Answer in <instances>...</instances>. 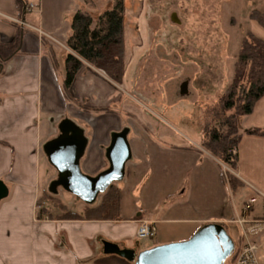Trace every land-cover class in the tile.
I'll list each match as a JSON object with an SVG mask.
<instances>
[{"label":"crops","instance_id":"obj_1","mask_svg":"<svg viewBox=\"0 0 264 264\" xmlns=\"http://www.w3.org/2000/svg\"><path fill=\"white\" fill-rule=\"evenodd\" d=\"M27 1L34 8L21 12L17 0H0V14L7 16L0 17V44L20 33L18 50L0 69V180L8 188V196L0 201V264H92L104 255L101 240L138 252L188 239L209 222L222 224L227 232L234 224L238 235L234 222L241 212L236 197L246 196V202L257 192L262 196H257L248 217L264 219V94L237 122L241 137L233 174L242 187L233 193L223 179L222 163L201 146L202 136L190 137L178 127L189 122L197 107L202 109L206 96L196 83L200 74L192 77L180 70L192 64L200 70L202 63L191 62L189 45L181 44L176 35L165 42L170 56L144 57L153 31L144 14L145 0H136L140 3L133 23L125 0L122 83L89 66L78 71L68 88L64 61L70 52L65 42L71 18L80 10L99 14L101 5L98 0H70L62 11L70 16L69 34L61 41L44 23V0ZM176 28L169 29L175 33ZM131 92L142 98L137 102L142 110L128 104V99L137 100ZM96 110H101L99 115ZM129 114L137 117L127 120ZM63 118L84 130L87 146L80 169L91 176L107 167L104 154L110 134L128 128L131 158L118 182L119 220L35 217L45 180L39 175L41 159L55 170L42 146L58 134ZM250 129L263 133H246ZM140 220L155 226L148 246H140L135 238Z\"/></svg>","mask_w":264,"mask_h":264},{"label":"rangeland","instance_id":"obj_2","mask_svg":"<svg viewBox=\"0 0 264 264\" xmlns=\"http://www.w3.org/2000/svg\"><path fill=\"white\" fill-rule=\"evenodd\" d=\"M66 1L65 4L64 0H58L55 4H50V0H44V23L53 30L52 33L61 41L69 34L70 16L64 17L62 14V11L71 2L70 0ZM126 1L128 14L132 12V15L128 17L130 22L133 23L140 2L136 0ZM111 3L112 0H98V4L101 7L97 6V9L103 12L111 7ZM125 3V0H123L124 11ZM144 4V14H146L148 24L153 29L150 45L147 46L144 57L170 56L165 50V42L172 41L173 36L176 35L178 40H181V44L189 45L191 62L202 63L200 70L193 64L180 70L184 75L190 74L192 77L195 73H199L200 76H198L199 79L197 78L196 83L204 89L205 92L203 94L206 96L202 98L200 103L203 106L202 109L197 107L188 120L189 122L180 123L179 129L190 135V137L200 138L202 136L203 139L201 123L203 124L206 121L208 125L212 128L214 127L221 134H226L230 126L237 128L239 118L230 117L231 112L234 111L222 112L221 114L215 102L232 79L235 68L234 62L236 61L242 38L251 32L264 40V28L249 17L250 12L254 9L264 11V0H145ZM97 15L93 13L91 16L96 19ZM144 24L145 18L143 15L139 22L140 28ZM174 26L177 27L173 29L175 33L169 29ZM59 53L60 51H57V56ZM131 93L137 100L128 99V104L132 108L142 110L137 103L142 98L135 92ZM204 99H206V103ZM100 112L101 110H96L95 115H99ZM134 115H127V120L137 117V114ZM237 131L239 132L238 128ZM221 169L223 179L227 181V174L233 173V171L229 170L224 164H222ZM39 175L40 180H45L36 200L35 217L43 209L42 218L55 219L66 210L81 213L86 206H90L61 188L58 189L56 194L50 193L48 185L55 178L56 172L51 167L49 169L47 163L42 159L39 165ZM113 185H118V182L113 183ZM102 195L98 196L95 204L101 200ZM244 199H246V196L243 195L236 197V203L240 208L239 213L241 212L240 216L243 212ZM58 202L65 206V210L58 207ZM230 228L228 234L234 242H237L238 235L235 225L233 224ZM253 240L258 245L259 255L264 256V228L255 237L253 236ZM175 241L181 240L170 242ZM151 243V238H146L140 240L139 245L148 246Z\"/></svg>","mask_w":264,"mask_h":264},{"label":"trees","instance_id":"obj_3","mask_svg":"<svg viewBox=\"0 0 264 264\" xmlns=\"http://www.w3.org/2000/svg\"><path fill=\"white\" fill-rule=\"evenodd\" d=\"M21 12L26 11L27 0H17ZM123 0H112L111 7L94 19L88 12L76 11L70 21V35L65 44L69 53L65 57L64 87L68 88L78 71L93 67L105 73L114 83L121 84L123 65ZM250 19L264 28V11L254 9ZM20 33L6 44H0V69L4 61L18 50ZM234 71L230 83L215 102L220 113L233 110L231 118L248 115L255 102L264 94V40L253 33H247L241 41L239 52L234 62ZM203 139L201 146L224 164L229 170L237 169L236 148L241 134L237 128L230 126L228 132L221 134L207 121L202 124ZM246 133L260 135V129H250ZM227 184L235 193L242 184L231 172L227 174ZM40 203V202H39ZM58 207L65 206L58 202ZM41 210L37 218L41 219ZM40 214V215H39ZM121 189L111 185L103 193L97 204L86 206L81 213L65 211L58 215L61 219L75 220H119L121 217ZM51 217V215H50ZM92 264H131L116 255H101L93 259Z\"/></svg>","mask_w":264,"mask_h":264},{"label":"water","instance_id":"obj_4","mask_svg":"<svg viewBox=\"0 0 264 264\" xmlns=\"http://www.w3.org/2000/svg\"><path fill=\"white\" fill-rule=\"evenodd\" d=\"M127 134L128 128L110 134L104 154L107 167L91 176L80 169L87 146L84 130L70 118H63L58 124V134L42 146L48 163L57 172L48 191L56 194L61 188L83 203L93 205L99 195L125 176V166L131 158ZM7 196L8 188L0 180V201ZM101 245L104 255H116L131 264H224L234 250V241L226 228L216 222L203 224L188 239L138 252L107 240H101Z\"/></svg>","mask_w":264,"mask_h":264},{"label":"built area","instance_id":"obj_5","mask_svg":"<svg viewBox=\"0 0 264 264\" xmlns=\"http://www.w3.org/2000/svg\"><path fill=\"white\" fill-rule=\"evenodd\" d=\"M34 8L32 3H28L26 10L30 11ZM7 17L0 14V17ZM20 25H24L23 21L13 19ZM262 196L260 192H257V196ZM257 199L251 197L243 204V212L235 220V224L238 227L237 242H235L234 250L231 256L225 261V264H264V256H260L258 252V245L253 236L264 228V219H255L248 217L251 207L256 203ZM155 235V226L152 222L146 220H140L136 230L135 238L140 241L146 238H153Z\"/></svg>","mask_w":264,"mask_h":264}]
</instances>
